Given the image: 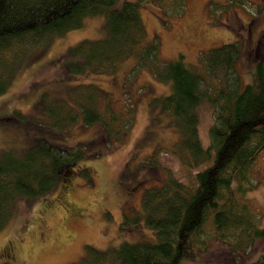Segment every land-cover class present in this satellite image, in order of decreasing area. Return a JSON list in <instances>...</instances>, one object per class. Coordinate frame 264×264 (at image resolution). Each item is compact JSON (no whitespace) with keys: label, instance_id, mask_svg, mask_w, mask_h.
<instances>
[{"label":"rangeland","instance_id":"rangeland-1","mask_svg":"<svg viewBox=\"0 0 264 264\" xmlns=\"http://www.w3.org/2000/svg\"><path fill=\"white\" fill-rule=\"evenodd\" d=\"M253 1L260 2L259 12H254L252 5L257 3ZM220 3L227 2L181 0L180 5V0H142L145 40L156 37L158 57L162 61L181 59L201 68L203 63L197 59L198 55L220 42V34L210 31L211 19H221L226 13ZM235 6L254 18V25L264 28V0ZM104 19L103 13L86 16L77 28L40 43L17 45L18 51L14 53L10 48L2 53L4 58L0 57L5 62L0 64V71L10 68L9 82L0 92V105L6 110L13 109L16 120H20L21 114L29 115L31 120L44 118L37 108L46 117L63 110L50 130L57 134L56 142L60 146L82 152L73 153L69 163H61L57 174L60 178L56 177L44 193L12 200L10 215L0 228V264H77L87 248L104 249L122 240L147 237L149 231L144 232L141 226L145 216L140 205L143 192L161 184L167 175L186 182L196 171L194 168L188 171L171 151L178 134L164 109L166 97L171 93L170 80L155 78L143 66L144 60L140 62L134 53L124 54L116 64L97 70L89 68L98 65L91 63L81 68L87 53L98 47L93 45L95 40L106 35ZM237 69L241 81L247 80L248 75L243 73L245 65L237 62ZM86 99L89 107L94 106L102 114L101 120L84 122L81 103ZM197 109L199 140L206 146L213 107L204 100ZM16 127L11 122L0 125V153L7 158L17 155L18 159H24L36 152L41 141L32 142L17 132ZM94 139L103 141L102 146L86 143ZM17 143L28 148L21 152L17 145L15 151L11 147ZM29 161L35 168L36 162ZM254 167L256 185L245 198L261 226L264 225V149L256 157ZM80 168L84 169L79 171ZM121 178L134 184L122 185L119 191L116 186ZM49 207L54 210L50 218L46 214ZM130 224L140 231L127 233L125 226ZM215 239L208 238L205 246L194 250L180 264H224L228 248L220 249L226 244L220 240L223 245H218ZM246 246L249 253L245 254V263L264 253V240L255 242L254 253Z\"/></svg>","mask_w":264,"mask_h":264},{"label":"trees","instance_id":"trees-1","mask_svg":"<svg viewBox=\"0 0 264 264\" xmlns=\"http://www.w3.org/2000/svg\"><path fill=\"white\" fill-rule=\"evenodd\" d=\"M141 1L122 0L117 5L118 0H0L2 58V53L10 48L15 53L17 45L40 43L81 26L86 16L103 13L106 35L95 40L93 45L98 47L87 53L81 68L88 63L98 64L89 67L93 70L110 66L124 54L134 53L140 62L144 60L143 66L155 78L171 81V93L164 103L178 134L171 151L188 171L191 168L196 171L186 182L167 175L161 184L143 192L140 205L145 216L141 226L144 232L149 231L147 237L122 240L104 249L87 248L76 262L180 264L184 258L191 257L194 250L205 246L208 238L215 237L218 245L221 241L226 244L221 243L220 249L228 248L224 264H264L263 252L245 263V254L249 253L246 245L254 253L255 242L264 240V225L257 224L258 216L245 198L256 185L254 162L264 149V28L254 25V18L247 17L235 6L249 5L252 0H225V5L219 4L225 7L222 11L226 13L221 19H211L210 31L220 34V42L198 55L197 59L203 63L201 68L180 58L162 61L158 57L156 37L145 40ZM253 2L257 3L252 5L254 12H259L260 2ZM249 10L251 12L252 8ZM242 24L248 29H239ZM248 30L251 35L246 34ZM1 60L4 59L0 58V64L5 63ZM237 62L245 65L243 73L248 77L244 82L240 79ZM75 67L80 68L78 64ZM9 78L8 66L0 71V92ZM204 100L213 107L206 146L199 140V110H196ZM81 105L84 106L81 110L84 122L102 119L94 106L89 107L87 99ZM37 109L44 118L31 120L29 115L21 114L20 120H16L13 115L17 113L13 109L6 110L0 105V125L11 122L17 126V132L32 142L41 141L36 152L24 159H18L17 155L7 158L0 153V228L10 215L12 200L44 193L56 177L60 178L57 174L61 163H69L73 153H82L60 146L56 142L57 134L50 130L63 110L53 111L46 117L41 108ZM101 142L94 139L86 143L102 146ZM17 145L21 152L28 148L18 143L11 148L17 151ZM29 159L36 162L35 168L29 165ZM119 182L116 187L120 191L122 185H129L131 181L121 178ZM132 184L134 182L130 186ZM53 213L52 207L46 209L48 218ZM125 230L129 234L140 231L134 224L125 226Z\"/></svg>","mask_w":264,"mask_h":264},{"label":"flooded vegetation","instance_id":"flooded-vegetation-1","mask_svg":"<svg viewBox=\"0 0 264 264\" xmlns=\"http://www.w3.org/2000/svg\"><path fill=\"white\" fill-rule=\"evenodd\" d=\"M244 28H245V29H248V26L242 24V27H240L239 29L243 30ZM246 34H247V35H251V31L249 32V30H248V32H246Z\"/></svg>","mask_w":264,"mask_h":264}]
</instances>
